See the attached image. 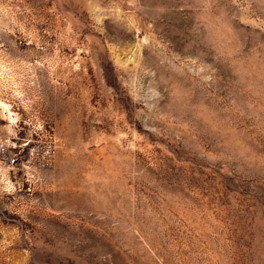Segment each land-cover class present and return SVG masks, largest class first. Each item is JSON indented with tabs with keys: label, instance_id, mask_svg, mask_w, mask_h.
Masks as SVG:
<instances>
[{
	"label": "rangeland",
	"instance_id": "374dc122",
	"mask_svg": "<svg viewBox=\"0 0 264 264\" xmlns=\"http://www.w3.org/2000/svg\"><path fill=\"white\" fill-rule=\"evenodd\" d=\"M0 144V264H264V0H0Z\"/></svg>",
	"mask_w": 264,
	"mask_h": 264
},
{
	"label": "built area",
	"instance_id": "2783aa9c",
	"mask_svg": "<svg viewBox=\"0 0 264 264\" xmlns=\"http://www.w3.org/2000/svg\"><path fill=\"white\" fill-rule=\"evenodd\" d=\"M4 145L0 144V150L4 151ZM5 158L8 162H14L17 159V155L14 152L8 151L5 153Z\"/></svg>",
	"mask_w": 264,
	"mask_h": 264
}]
</instances>
